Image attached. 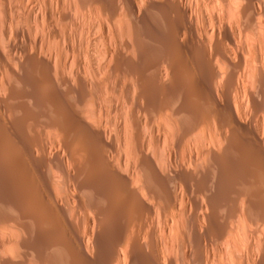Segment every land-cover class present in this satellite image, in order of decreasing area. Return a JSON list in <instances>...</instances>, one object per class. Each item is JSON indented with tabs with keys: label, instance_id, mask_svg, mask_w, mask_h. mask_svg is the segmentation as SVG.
Masks as SVG:
<instances>
[{
	"label": "bare ground",
	"instance_id": "bare-ground-1",
	"mask_svg": "<svg viewBox=\"0 0 264 264\" xmlns=\"http://www.w3.org/2000/svg\"><path fill=\"white\" fill-rule=\"evenodd\" d=\"M0 264H264V0H0Z\"/></svg>",
	"mask_w": 264,
	"mask_h": 264
},
{
	"label": "rangeland",
	"instance_id": "rangeland-1",
	"mask_svg": "<svg viewBox=\"0 0 264 264\" xmlns=\"http://www.w3.org/2000/svg\"><path fill=\"white\" fill-rule=\"evenodd\" d=\"M194 198H196V199L199 200L201 197H198L197 195H194ZM200 200H201V199H200ZM200 200H199V201H200ZM192 213H193V212H192ZM200 213H201V212H200ZM153 216H154V217H151V218H152L151 221H153V222L151 223V221H150V223H151V225L154 223V225H152V227L155 228V229H157L158 226H161V225H162V224H160V222H162V221H161V220H158L159 223L157 224L156 222H158V221H157L158 218H155V217H156L155 215H153ZM153 218H154V220H156V221H154ZM155 223H156V226H157V227L155 226ZM159 224H160V225H159ZM160 228H161V227H159L158 230H159ZM158 230H157V231H158ZM202 245H203V244H202ZM222 247H223V241H222V240H221V241H220V240H217L215 237H213V238L211 239V247H210V248H211L212 250H217L218 248H222ZM202 248H203V247H202Z\"/></svg>",
	"mask_w": 264,
	"mask_h": 264
}]
</instances>
